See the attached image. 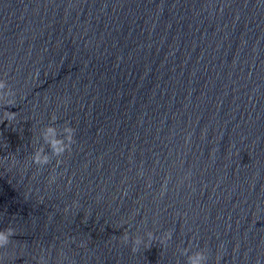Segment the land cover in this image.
<instances>
[{"label": "water", "instance_id": "95a60500", "mask_svg": "<svg viewBox=\"0 0 264 264\" xmlns=\"http://www.w3.org/2000/svg\"><path fill=\"white\" fill-rule=\"evenodd\" d=\"M2 79L0 264H264V0H0Z\"/></svg>", "mask_w": 264, "mask_h": 264}, {"label": "clouds", "instance_id": "9594fccd", "mask_svg": "<svg viewBox=\"0 0 264 264\" xmlns=\"http://www.w3.org/2000/svg\"><path fill=\"white\" fill-rule=\"evenodd\" d=\"M6 87V81L0 80V90H3ZM10 99L4 100L2 96H0V101H2L7 106H14L15 105V93L10 91ZM16 118L15 112L5 111L3 119L7 120L11 123ZM52 120L55 121L56 117L53 116ZM75 129L70 126H65L61 132H57L56 127L53 125H49L45 129L44 134V142L48 144L49 150L51 154L57 158L62 157L65 152L70 151L72 144L74 141ZM50 137V138H49ZM60 161L57 160V163ZM32 163L36 165H47L50 163L48 155L44 153L43 149L39 151H34L32 155ZM55 179L54 177L52 178ZM15 235V231L13 228L8 227L4 230H0V249L6 248L9 243L11 242V237ZM146 236L149 241L153 239V233L147 232ZM172 237V233L166 232L160 239L161 243H165L166 241L170 240ZM124 242L127 243L129 237L124 235L123 237ZM144 243L143 238H134L133 240V247L132 251L136 252L138 250L139 245ZM41 264L43 261L41 260ZM188 264H207V256L205 251L198 250L194 254L188 256Z\"/></svg>", "mask_w": 264, "mask_h": 264}]
</instances>
